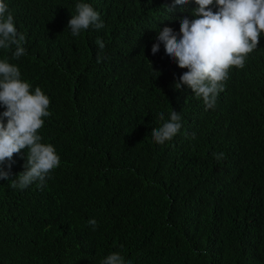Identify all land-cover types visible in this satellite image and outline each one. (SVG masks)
Listing matches in <instances>:
<instances>
[{
  "label": "trees",
  "instance_id": "16d2710c",
  "mask_svg": "<svg viewBox=\"0 0 264 264\" xmlns=\"http://www.w3.org/2000/svg\"><path fill=\"white\" fill-rule=\"evenodd\" d=\"M3 2L27 51L13 59L14 47L0 49V59L49 97L52 115L38 134L60 165L43 186L20 190L0 180V264H101L113 252L125 264H264V33L205 110L190 88L173 87L188 69L163 43L151 52L160 30L179 33L181 18L194 19L189 7ZM79 2L104 27L73 37L66 27ZM172 110L182 128L159 145L150 133L163 123L158 113L167 120ZM221 152L218 161L213 153ZM26 153L14 154L13 178Z\"/></svg>",
  "mask_w": 264,
  "mask_h": 264
},
{
  "label": "clouds",
  "instance_id": "9594fccd",
  "mask_svg": "<svg viewBox=\"0 0 264 264\" xmlns=\"http://www.w3.org/2000/svg\"><path fill=\"white\" fill-rule=\"evenodd\" d=\"M172 5V8L165 6L169 12L175 5H184L190 8L194 19L181 18L179 33L170 27L160 30L151 52L155 55L163 43L166 55L179 68L188 69L175 80L174 89L182 91L187 86L195 98L202 99L205 110L213 108L230 69H242L248 54L258 46L264 33V0H173V4L170 0L169 7ZM75 12L66 27L73 37L90 27L97 30L104 27L100 14L90 4L77 3ZM25 44L26 37L15 27L8 5L0 0V49L14 47L12 58L19 59L26 55ZM96 44L101 50L105 47L99 38ZM31 88L29 82L21 79L16 65L7 58L0 59V105L5 108L0 113V180H7L13 189L23 190L37 181L43 186L49 173L60 165L54 146L42 143L38 134L44 125L43 118L52 115L48 110L50 99L40 87L34 93ZM158 119L163 123L150 134L155 143L164 145L180 132L182 117L172 110L167 120L164 112L158 113ZM192 137L195 138V133ZM25 149L24 170L13 178L12 158ZM213 156L218 161L225 158L223 152ZM87 223L95 230V219ZM101 264H125V261L119 252H113Z\"/></svg>",
  "mask_w": 264,
  "mask_h": 264
}]
</instances>
